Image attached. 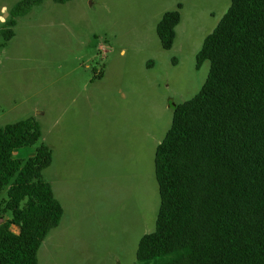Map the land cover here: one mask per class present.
I'll list each match as a JSON object with an SVG mask.
<instances>
[{
  "label": "rangeland",
  "instance_id": "rangeland-1",
  "mask_svg": "<svg viewBox=\"0 0 264 264\" xmlns=\"http://www.w3.org/2000/svg\"><path fill=\"white\" fill-rule=\"evenodd\" d=\"M22 1L0 0V126L33 119L42 132L16 160L41 145L52 151L43 178L64 216L38 264H139L160 207L156 148L173 109L204 85L210 64L197 69L196 56L231 0H44L16 19L6 42ZM174 11L180 23L164 50L156 29ZM7 191L0 223L12 217L1 212Z\"/></svg>",
  "mask_w": 264,
  "mask_h": 264
},
{
  "label": "trees",
  "instance_id": "trees-1",
  "mask_svg": "<svg viewBox=\"0 0 264 264\" xmlns=\"http://www.w3.org/2000/svg\"><path fill=\"white\" fill-rule=\"evenodd\" d=\"M43 1L12 9L4 41L15 36L16 19ZM179 23L174 11L158 25L164 50L172 49ZM205 62L204 85L173 109L155 151L160 207L155 230L139 241V264H264V0H231L196 56L197 69ZM41 138L33 119L0 126V194L8 187L1 212L12 215L0 223V264H38L64 216L43 178L50 148L41 145L26 162L13 157Z\"/></svg>",
  "mask_w": 264,
  "mask_h": 264
}]
</instances>
